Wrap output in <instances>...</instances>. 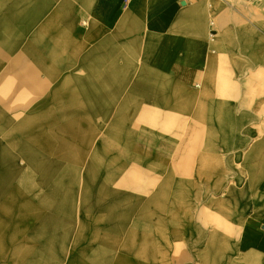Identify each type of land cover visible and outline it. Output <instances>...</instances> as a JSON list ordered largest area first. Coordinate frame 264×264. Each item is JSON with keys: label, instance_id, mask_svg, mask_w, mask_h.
I'll return each mask as SVG.
<instances>
[{"label": "crops", "instance_id": "crops-1", "mask_svg": "<svg viewBox=\"0 0 264 264\" xmlns=\"http://www.w3.org/2000/svg\"><path fill=\"white\" fill-rule=\"evenodd\" d=\"M258 6L0 0V264H264Z\"/></svg>", "mask_w": 264, "mask_h": 264}, {"label": "bare ground", "instance_id": "bare-ground-1", "mask_svg": "<svg viewBox=\"0 0 264 264\" xmlns=\"http://www.w3.org/2000/svg\"><path fill=\"white\" fill-rule=\"evenodd\" d=\"M234 190L231 187L227 190L226 195H230ZM242 195H249V200L252 205L257 208V217L263 221L264 224V173L249 174L248 180L244 183L242 189H238L236 194L240 192ZM254 211V212H255ZM213 240V237H212Z\"/></svg>", "mask_w": 264, "mask_h": 264}, {"label": "rangeland", "instance_id": "rangeland-1", "mask_svg": "<svg viewBox=\"0 0 264 264\" xmlns=\"http://www.w3.org/2000/svg\"><path fill=\"white\" fill-rule=\"evenodd\" d=\"M255 1L257 2V4H259L258 11L264 13V1H259V0H255Z\"/></svg>", "mask_w": 264, "mask_h": 264}, {"label": "built area", "instance_id": "built-area-1", "mask_svg": "<svg viewBox=\"0 0 264 264\" xmlns=\"http://www.w3.org/2000/svg\"><path fill=\"white\" fill-rule=\"evenodd\" d=\"M255 1V0H254ZM259 1H264V0H259Z\"/></svg>", "mask_w": 264, "mask_h": 264}]
</instances>
